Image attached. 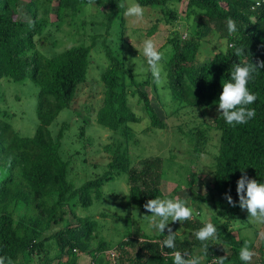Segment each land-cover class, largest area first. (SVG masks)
I'll list each match as a JSON object with an SVG mask.
<instances>
[{
    "label": "trees",
    "instance_id": "trees-1",
    "mask_svg": "<svg viewBox=\"0 0 264 264\" xmlns=\"http://www.w3.org/2000/svg\"><path fill=\"white\" fill-rule=\"evenodd\" d=\"M20 1L0 0V81L5 78L37 86L38 124L32 135L22 134L3 116L8 111L0 107V255L10 256L14 264H172L174 250L162 249L164 235L146 230L142 224L146 222H138L135 231L125 228L122 237L113 244L100 233V223L93 214L77 213L78 206L87 208L101 201L106 181L112 180L114 174L124 173L129 182L128 203L151 214L144 204L148 199L164 196L163 163L159 157L151 156L141 167L132 166L128 150L119 144L102 174L76 186L69 177L71 160L64 157L62 148L65 132L81 120L73 108L80 90L97 83L91 79L92 70L101 67L90 69V64L98 40L93 35L90 44L78 43L53 55L43 49L45 38L52 34L47 25L52 21L55 1L59 26L77 16L87 4L108 6L101 42L105 59L100 75L103 90L96 121L129 138L134 129L132 123L142 120L130 104L135 98L148 114L150 127L165 128L166 123L144 89L153 83L151 74L138 77L140 74L137 70L135 73V64L129 59L132 54H127L125 48L122 14L127 7L126 0H29L26 8L31 19L20 14ZM173 1L181 0H139L151 8L161 5L166 19L174 22L178 12L169 8ZM186 11L189 15L186 18L194 16V24L187 36L176 31L169 38L166 45L171 46V52L163 63V74L178 106L217 110L222 83L230 77L232 64L239 59L254 64L264 60V0H188ZM229 17L239 29L232 34L227 31ZM215 33L220 36L219 40L226 41V47L214 52L211 59L200 61L202 44ZM237 47L242 49L239 56L233 53ZM248 87L257 94L256 101L249 106L255 109L256 115L246 124L231 127L217 113L214 127L221 136L210 197L200 195L195 200L192 217L182 222L186 234L176 242L177 250L193 255L200 248L197 255H205L204 264H213L214 258L220 256H226L225 264H241L239 249L245 239L258 252L251 264H264V236L261 235L264 223L255 226L252 235L243 233L236 223L249 221L247 210L241 209L238 203L229 204L225 198V193L230 191L233 200L238 202L236 182L241 175L264 179V68L254 73ZM67 108L77 118L58 123L60 113ZM94 108L84 107L86 111ZM25 113L24 110L22 118L26 117ZM53 124L61 125L57 134L51 128ZM79 127L81 132L76 136L88 149L84 137L87 126L82 122ZM192 134L196 137L194 151L199 156L204 151L201 144L208 142L207 131L197 128ZM75 141L78 140L73 139L72 143ZM190 176L188 184L192 187L196 174L192 172ZM207 204L216 212L211 222L217 225L218 239L209 241L205 248L193 233L206 222L202 208ZM54 226L56 230L48 233ZM95 240L97 245L93 247ZM223 246L228 252L219 255ZM109 248L114 253L109 254ZM80 253L89 255L90 260L81 262Z\"/></svg>",
    "mask_w": 264,
    "mask_h": 264
},
{
    "label": "rangeland",
    "instance_id": "rangeland-1",
    "mask_svg": "<svg viewBox=\"0 0 264 264\" xmlns=\"http://www.w3.org/2000/svg\"><path fill=\"white\" fill-rule=\"evenodd\" d=\"M27 1L29 0L20 1L19 11L22 17L31 19L30 12L26 8ZM187 2L188 0L173 1L169 5L170 9L178 12V18L174 22L166 19V12L164 13L161 5H156L153 8L144 6L145 16L139 22L132 17H126L124 13L122 14L126 30L125 48L127 54H132L129 58L131 63H134V58L137 62V74L141 75L138 77L141 78L142 74L146 76L149 72L142 71L141 66L146 67V62L142 56H138L139 52L134 45L137 47L141 46V41L146 38L155 39L158 47L164 52L163 66L171 52V46L166 45L169 38L176 31L181 36H187L186 33L190 32L189 27L194 24L193 15V17L186 18V15H188L186 11ZM128 3L129 0H126L127 6ZM56 5L55 1L51 10L52 21H49L51 23L47 25L48 31H51L52 34H50L49 38H45L43 49L49 55H53L78 43L85 42L90 44L92 36L96 35L98 44L94 46L91 53L90 69L97 66L101 67L100 69L92 70L91 79L97 82L96 85H93L92 88L84 86L76 99V104L73 108L78 116H81L80 122L72 125L65 132L64 148L62 149L64 157L71 160L70 179L76 186H79L85 180L102 174L104 169H107L106 166L110 156L120 144L128 150L132 166L141 167L147 157H159L163 163L161 188L164 196L186 198L190 207L194 209L195 200L200 195L210 197L209 191L213 186L214 178L212 172L221 136L220 131L214 127V118L218 111L208 110L205 107L178 106L165 80L161 85L153 82L151 86L144 87L150 94L160 118L166 123L165 128H151V120L148 114L142 104L138 103L135 98L130 101V104L141 115L142 120L141 122L132 123L134 129L130 132L129 138L120 135V133H114L98 124L96 114L100 104V96L102 95L100 92L103 90L100 75L105 65L101 42L103 39L102 34H104L106 28L104 24L107 22L106 13L109 8L108 6L99 7L95 4H87L83 6L77 16L70 18L69 21L63 22L59 26L58 24L60 23L55 14ZM115 28H118V26ZM46 33L49 34L48 32ZM219 38L218 33H215L214 37L212 36L202 44L201 52L199 53L200 61L211 59L214 52L226 47V41L223 39L219 40ZM90 69L88 77H90ZM164 71L163 66L162 72ZM163 75L165 76V73ZM37 91V86L32 82L14 83V81L5 78L0 81V107L9 112H6L7 114L4 112L3 116H6L22 134L32 135L38 124L36 112ZM92 106H95L94 111H86L84 109L85 107L88 110ZM24 110L26 112L25 119L21 117ZM74 117L77 118L76 115ZM74 117L73 111L67 108L60 113L57 121L60 123L69 118V120H74ZM70 122L72 123V121ZM82 122L87 126L84 137L85 140L87 138L88 149L84 148L82 141L76 136L81 132L79 126ZM60 126V124L51 126L54 134L58 133ZM197 128L205 129L208 137L206 145L201 144L204 151L199 156L194 151L196 137L192 134L196 132ZM89 136H92L94 140H91ZM73 139L78 141L72 143ZM192 172L196 174V179L191 187L188 182H190ZM102 190L104 197L101 201H95L87 208L78 206L77 213L81 216L93 214L94 218H97L100 223V233L111 243L115 244L122 237L125 228L131 227L135 231L138 222H146L142 223L143 226L146 230L154 233L150 229L149 221L146 218L148 213L143 212L138 206L128 203L129 182L127 174H114L113 179L106 181ZM202 210L203 219L206 218V222H211L213 214L216 215V212L208 204L203 206ZM196 211L198 212V209ZM69 217L73 222L75 221L72 215H69ZM236 225L242 227L243 233L252 235V229L255 226H259V223L250 220H238ZM170 226L173 231L179 233V237L185 236L186 229L182 222H170ZM54 230H56V226L48 233ZM261 232L264 233V228ZM96 245L97 240H95L93 247ZM113 251V249L109 248L108 253H114ZM199 251L200 248L195 251L194 255H197ZM227 252V247L223 246L219 255H224ZM198 256L202 258V264H204L206 262L205 255L201 254ZM257 256L258 252H255L254 257ZM107 258L114 263L109 255ZM79 260L81 262L89 261L90 256L80 253Z\"/></svg>",
    "mask_w": 264,
    "mask_h": 264
},
{
    "label": "clouds",
    "instance_id": "clouds-1",
    "mask_svg": "<svg viewBox=\"0 0 264 264\" xmlns=\"http://www.w3.org/2000/svg\"><path fill=\"white\" fill-rule=\"evenodd\" d=\"M124 15L139 22L145 16V8L139 0H129ZM238 30L236 21L229 17L227 19L228 33L232 34ZM134 47L139 52L138 56H142L146 62V67L141 66L142 71L150 72L153 82L161 85L165 81L162 72L164 52L158 47L157 41L153 38H146L141 41V46L134 45ZM241 51L242 49L237 47L233 53L239 56ZM133 62L136 66V73L135 58ZM262 68H264V60L254 64L239 59L238 63L232 64L230 77L222 83V92L217 102V111L229 126L236 127L237 125L246 124L255 117V109L249 106L256 101L257 94L250 90L248 84L254 78V73ZM236 183V192L239 196L238 202L233 200L230 191L225 193L227 202L233 206L238 203L241 209H246L250 221L264 223V179L250 178L247 174H244L240 176ZM144 208L151 213L146 217L150 229L156 235H164L161 248L174 250L171 254L172 264H202L200 256L190 254L186 250H177L176 242L179 233L173 231L170 226V222H183L192 217L193 211L188 199L175 196H156L148 199L144 204ZM166 228L167 234H165ZM193 235L201 242L203 247L207 248L209 241L218 239L217 225L212 222H204L202 227L196 230ZM261 235L264 236V233H261ZM254 255L252 242L245 239L239 249L241 264H251ZM225 259L226 256L214 258L213 264H225ZM0 264H14V261L10 256L0 255Z\"/></svg>",
    "mask_w": 264,
    "mask_h": 264
}]
</instances>
